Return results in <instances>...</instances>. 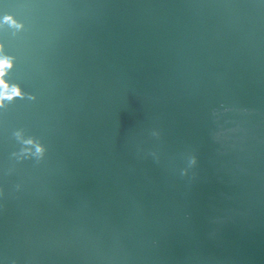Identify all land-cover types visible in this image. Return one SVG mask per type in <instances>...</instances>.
<instances>
[{
    "label": "water",
    "instance_id": "water-1",
    "mask_svg": "<svg viewBox=\"0 0 264 264\" xmlns=\"http://www.w3.org/2000/svg\"><path fill=\"white\" fill-rule=\"evenodd\" d=\"M0 65V264H264V0H0Z\"/></svg>",
    "mask_w": 264,
    "mask_h": 264
},
{
    "label": "clouds",
    "instance_id": "clouds-1",
    "mask_svg": "<svg viewBox=\"0 0 264 264\" xmlns=\"http://www.w3.org/2000/svg\"><path fill=\"white\" fill-rule=\"evenodd\" d=\"M3 65H0V67H2ZM17 95L19 94V92L17 91V93H16Z\"/></svg>",
    "mask_w": 264,
    "mask_h": 264
}]
</instances>
